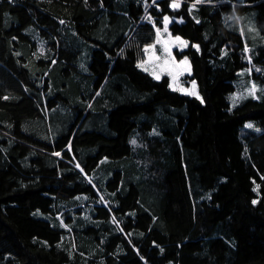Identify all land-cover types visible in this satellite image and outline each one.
<instances>
[{"label":"trees","instance_id":"16d2710c","mask_svg":"<svg viewBox=\"0 0 264 264\" xmlns=\"http://www.w3.org/2000/svg\"><path fill=\"white\" fill-rule=\"evenodd\" d=\"M173 2L0 0V264H264V0ZM167 15L200 96L138 65Z\"/></svg>","mask_w":264,"mask_h":264},{"label":"rangeland","instance_id":"374dc122","mask_svg":"<svg viewBox=\"0 0 264 264\" xmlns=\"http://www.w3.org/2000/svg\"><path fill=\"white\" fill-rule=\"evenodd\" d=\"M166 17H168L169 20V23L167 24V31L164 30L165 25L159 29L156 41L153 44L146 46L145 57L138 62V65L140 67V65L143 64L144 67L140 68L144 71L145 68H147L148 70L146 72H149L155 78L159 76L160 79L163 76L168 75L171 80V87L174 90L189 94L195 92L198 96H200L196 80L188 77V75L192 74V63L190 58L187 55L178 57L175 54L176 48L183 50L189 46L190 41L182 36L174 35L170 30V24L173 17L169 15ZM38 31V29L32 27L30 29V34L36 40L41 41L42 37ZM177 37L180 39L177 40ZM70 39L79 51V69L77 70L78 72H74L80 76L78 79L79 84L77 89H93L95 76L89 67V63L95 44L91 41L85 40L79 35H76L74 31L72 36H70ZM180 41L186 42V46L181 44ZM235 86L236 89L229 95L232 108L247 98L253 97V95L250 94L253 91V86H255V97H258V95H264L263 84L258 80H254V76L252 75V66H247L239 71L238 76L235 79ZM70 88L72 87H67L66 89ZM248 125H252V127H248ZM244 127L254 132H260L262 130V126L255 119L247 120Z\"/></svg>","mask_w":264,"mask_h":264},{"label":"snow or ice","instance_id":"6c2138e0","mask_svg":"<svg viewBox=\"0 0 264 264\" xmlns=\"http://www.w3.org/2000/svg\"><path fill=\"white\" fill-rule=\"evenodd\" d=\"M197 2L200 3V2H202V0H197ZM179 6H180V4H179V0H174V2H173L172 5H171V7H173V8H178ZM193 7H195V5H193ZM168 23H169L168 17H164V25H165L164 30H165V31H167V24H168ZM157 32L159 33V29H157ZM176 39L179 40L180 38L177 37ZM180 42H181V44H184V45L186 46V42H184V41H180ZM197 48H198V46H197ZM185 63H186V61H185ZM140 67H144V65L141 64ZM147 70H148V69L145 68V71H147ZM154 74H155V73H154ZM156 78L159 79V76H157ZM254 88H255V86H253V91L250 93V94L253 95V96H254ZM190 94H192V95H196L195 92L190 93ZM234 100H235V98H234ZM248 127H252V125H248ZM133 143H135V141H133ZM57 155H59V153H57ZM255 202H256V201H254L253 203H255Z\"/></svg>","mask_w":264,"mask_h":264}]
</instances>
